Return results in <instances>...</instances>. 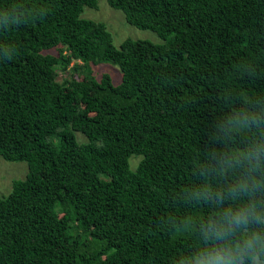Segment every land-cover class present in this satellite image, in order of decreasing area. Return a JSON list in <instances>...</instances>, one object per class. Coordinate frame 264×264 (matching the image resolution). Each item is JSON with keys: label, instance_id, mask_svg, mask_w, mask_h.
Segmentation results:
<instances>
[{"label": "trees", "instance_id": "obj_1", "mask_svg": "<svg viewBox=\"0 0 264 264\" xmlns=\"http://www.w3.org/2000/svg\"><path fill=\"white\" fill-rule=\"evenodd\" d=\"M27 3L43 18L0 35L17 49L0 62V156L29 166L0 198V264H170L186 241L156 221L187 182L219 76L242 57L264 65V0H108L165 41L120 48L82 17L98 0ZM107 63L121 83L91 74ZM71 65L83 79L59 80Z\"/></svg>", "mask_w": 264, "mask_h": 264}, {"label": "clouds", "instance_id": "obj_2", "mask_svg": "<svg viewBox=\"0 0 264 264\" xmlns=\"http://www.w3.org/2000/svg\"><path fill=\"white\" fill-rule=\"evenodd\" d=\"M43 15L27 0H9L0 5V35ZM16 55L13 43L0 42V62ZM218 79L187 182L169 194L156 221L163 235L186 241L170 264H264V89L235 87L264 81V65L242 57Z\"/></svg>", "mask_w": 264, "mask_h": 264}, {"label": "rangeland", "instance_id": "obj_3", "mask_svg": "<svg viewBox=\"0 0 264 264\" xmlns=\"http://www.w3.org/2000/svg\"><path fill=\"white\" fill-rule=\"evenodd\" d=\"M99 7L97 9L85 8L82 17L97 22H103L107 25L108 30L113 35V43L117 48H120L122 43L127 39L132 40H148L157 44H162L165 41L156 33L150 30H141L127 23L125 15L122 11L110 7L108 0H98ZM55 52V51H53ZM73 65L68 72H60L59 80L66 77H73L78 80L83 79V73L73 70ZM105 73L113 76L116 84L121 83L122 74L118 66L113 64H103L99 67H93L92 73L96 78H101ZM79 103H77V111H80ZM78 134H82L79 133ZM79 140H83L82 135H78ZM134 157V156H133ZM139 159H134L135 166ZM29 172V166L26 162H10L0 156V198H6L13 190V184L16 181L25 180Z\"/></svg>", "mask_w": 264, "mask_h": 264}]
</instances>
